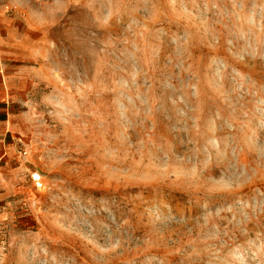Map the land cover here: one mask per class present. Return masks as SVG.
Returning a JSON list of instances; mask_svg holds the SVG:
<instances>
[{
  "label": "rangeland",
  "instance_id": "rangeland-1",
  "mask_svg": "<svg viewBox=\"0 0 264 264\" xmlns=\"http://www.w3.org/2000/svg\"><path fill=\"white\" fill-rule=\"evenodd\" d=\"M0 264H264V0H0Z\"/></svg>",
  "mask_w": 264,
  "mask_h": 264
}]
</instances>
